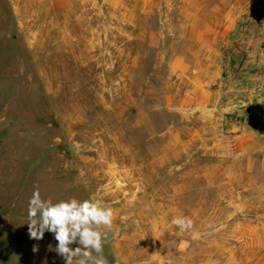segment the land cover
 <instances>
[{
    "label": "rangeland",
    "instance_id": "rangeland-1",
    "mask_svg": "<svg viewBox=\"0 0 264 264\" xmlns=\"http://www.w3.org/2000/svg\"><path fill=\"white\" fill-rule=\"evenodd\" d=\"M195 1L236 2L0 0V264H65L52 233L29 238L36 189L114 211L108 264H264V123L242 141L249 116L177 108ZM239 4L232 65L242 27L264 21V5Z\"/></svg>",
    "mask_w": 264,
    "mask_h": 264
},
{
    "label": "crops",
    "instance_id": "crops-1",
    "mask_svg": "<svg viewBox=\"0 0 264 264\" xmlns=\"http://www.w3.org/2000/svg\"><path fill=\"white\" fill-rule=\"evenodd\" d=\"M235 1L222 8L199 6L195 1L185 8V39L191 51L175 57L172 67L186 86L177 104L179 110H196L206 124H212L217 113L235 111L249 116L255 125L245 126L242 141H248L254 139L260 127L256 126L264 123V21L242 27L249 31L239 42L245 47V56L233 65L225 61L221 51L231 41L226 35L237 28L244 12L241 0ZM253 1L264 5V0Z\"/></svg>",
    "mask_w": 264,
    "mask_h": 264
},
{
    "label": "clouds",
    "instance_id": "clouds-1",
    "mask_svg": "<svg viewBox=\"0 0 264 264\" xmlns=\"http://www.w3.org/2000/svg\"><path fill=\"white\" fill-rule=\"evenodd\" d=\"M27 215L29 238L39 241L45 232L52 233L57 244L55 248L49 244L48 249L65 264H108L103 244L113 228L114 211L99 199L72 198L53 203L42 199L36 189L28 202ZM171 223L181 231L192 227V221L183 216L173 218ZM32 250L36 252L38 248L33 246Z\"/></svg>",
    "mask_w": 264,
    "mask_h": 264
}]
</instances>
